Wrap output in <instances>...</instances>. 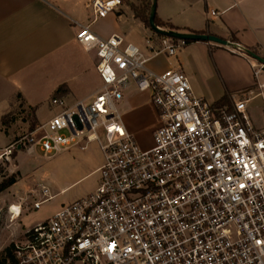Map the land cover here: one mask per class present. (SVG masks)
Instances as JSON below:
<instances>
[{
    "label": "built area",
    "instance_id": "obj_1",
    "mask_svg": "<svg viewBox=\"0 0 264 264\" xmlns=\"http://www.w3.org/2000/svg\"><path fill=\"white\" fill-rule=\"evenodd\" d=\"M123 5V0H89V22H73L79 45L96 52L102 86L89 104L69 106L64 98H51L49 108L58 113L42 126L37 143L54 156L97 142L104 156L99 187L26 231L24 242L15 243L16 259L19 264H264V124L257 127L248 113V103L260 97L264 118V84L257 82L258 94L251 98L255 90H249L250 98L232 107L197 97L182 71L156 73L148 67L159 55L176 57L186 41L155 35L146 40L147 57L124 36L102 39L91 30L98 20L121 16ZM222 47L245 58L256 80L264 72V63L248 49L231 42ZM132 86L151 94L160 120L148 150L127 131L118 110ZM12 154L10 147L0 159L10 162Z\"/></svg>",
    "mask_w": 264,
    "mask_h": 264
},
{
    "label": "crops",
    "instance_id": "obj_2",
    "mask_svg": "<svg viewBox=\"0 0 264 264\" xmlns=\"http://www.w3.org/2000/svg\"><path fill=\"white\" fill-rule=\"evenodd\" d=\"M88 2L89 0H0V121L10 111L13 100L19 94L22 95L25 106L34 109L36 118L39 108L49 104L55 96L64 98L69 106L76 102L89 104L94 100L102 86L96 68L97 55L95 51L87 52L79 45L76 41L78 28L73 24L89 22L91 15ZM212 12L218 15L213 16ZM157 16L161 21L180 29L179 32H206L207 35L228 42L235 38L242 48L264 58V0H158ZM128 24L139 29L141 35L128 34L124 29ZM91 30L102 39L113 35L124 36L127 42L137 45L147 57H151L146 40L155 38L156 34L134 17L127 3L123 5L121 16L110 15L98 20L91 24ZM148 67L156 73L180 70L188 77L197 97L217 104L228 95L230 107L234 102L250 98L246 94L249 90H255L251 98L256 96L257 82L264 84V72L256 80L245 58L232 53L228 48L204 42L186 45L174 58L165 55L152 58ZM118 109L126 114L122 116L123 124L135 139L142 143L143 136L148 135V145L138 144L145 150L152 148L153 135L161 124L152 105L151 94L139 92L132 86L125 92ZM52 112L50 119L58 110L52 109ZM248 113L257 127L263 126V101L260 97H255L248 103ZM256 113L259 114V119H256ZM48 121L39 123L44 125ZM83 145L71 148L75 151L74 160L79 153L87 151V147L84 149ZM35 147L37 146H33L27 153L33 152ZM5 150L0 148V152ZM24 152L26 151H18L14 159L15 166L10 169L19 173L18 182L3 192L2 201L0 199L1 202L5 201L8 215L13 221L20 220L26 211L27 204L24 202L28 201L29 204L38 197L42 200L48 198L50 201L58 195H66L82 180L100 175L99 170L104 165L103 156L99 168L52 197L44 187L42 189L47 190L46 196L38 186H24L22 190H16L17 198L20 197L23 201L18 204L15 194H5L22 182L23 165L20 154ZM99 183L98 181L90 192L79 198L93 194ZM12 206L21 208V216H13ZM26 231L28 230L17 222L12 228L11 237L18 238ZM9 243H15V240L12 239Z\"/></svg>",
    "mask_w": 264,
    "mask_h": 264
},
{
    "label": "rangeland",
    "instance_id": "obj_3",
    "mask_svg": "<svg viewBox=\"0 0 264 264\" xmlns=\"http://www.w3.org/2000/svg\"><path fill=\"white\" fill-rule=\"evenodd\" d=\"M148 1L149 0H127L130 4L136 6H142ZM129 9L132 12L130 6ZM124 29L128 34L141 35L139 29L132 27L131 24L125 25ZM230 41L231 43H235L232 42V39ZM207 77L210 78V75ZM119 113L122 116L126 115L123 110H119ZM52 114V109H50L49 104L46 103L39 108L37 119L32 110L28 109L25 105H21V102L15 98L10 111L5 115L8 121V127L3 126L0 121V148L7 150L11 147V151L14 154L18 153V151H26L20 154V162L23 165L22 182L18 187L6 193L5 196H13L15 194V198H17L18 192H16V190H22L24 186L30 188L38 186L40 191L43 190V187L46 188L49 192V196L52 197L58 195L61 191L75 184L85 175L90 174L102 165L103 153L97 142H90L87 144V151L79 153V155L76 156V160H74L75 157L73 154L75 151H73V149L58 153L54 156L47 155L40 151L37 143L42 135L41 128L43 124L41 123L48 121ZM259 118V114L256 113V119ZM38 120L41 123H39ZM142 139V143L136 139L137 143L140 145L142 144V146H146L150 143L148 135L143 136ZM34 145L37 147L34 148L33 152L27 153ZM2 155L3 152H0V156ZM13 166H15L13 156L10 162H7L5 158L0 159V170L2 171V175H16L17 172L14 173L10 171ZM98 181L100 182V175L98 174L82 180L71 188L66 195H58L49 202L43 203L39 210L34 209V202H40L42 198L38 197L36 200H31L29 204L28 201H26L24 202V204H27L25 207L26 211H24L21 219L17 221H13L8 215L5 201L1 202L2 196L0 194V253L12 244L9 243L12 239L15 240L16 244H22V242H24V235L18 238L11 237L12 228L17 222L25 227L26 230L34 228L36 224L43 223L58 213L64 205L70 204L86 192H90ZM16 202L20 204L23 201L19 197L16 199Z\"/></svg>",
    "mask_w": 264,
    "mask_h": 264
},
{
    "label": "trees",
    "instance_id": "obj_4",
    "mask_svg": "<svg viewBox=\"0 0 264 264\" xmlns=\"http://www.w3.org/2000/svg\"><path fill=\"white\" fill-rule=\"evenodd\" d=\"M123 2L127 3L128 6H130L134 17L136 19L140 20L147 28L150 29V14H151V7H152V3H153L152 0H149L148 2L143 4L142 6H136L134 4H130L129 2H127V0H123ZM155 24L159 28L165 29L167 31H178L179 32V30H180L178 28H175L171 24H168V23L161 21L157 15L155 17ZM187 33H193V34H197V35H207L206 32H194V31H190V30H188ZM232 40H233L232 42L237 43V40L235 38H232ZM191 43H194V42H190V41L186 42L187 45H189ZM17 99L21 102V105H25L23 97L21 94H19L17 96ZM229 104H230V98L227 95V96L223 97L221 99V101H219L216 105H218V106H229ZM30 110L35 112L34 109H30ZM6 119H7L6 116L2 117L1 124L3 126L8 127V121ZM21 150H22V148H21ZM12 156L15 159L17 156V153H15V154L13 153ZM0 175H1V179H2V181L0 182V194H2L6 190H8L10 187L15 185L20 178L19 173H17L16 175H12V176H5V175H2L1 170H0ZM14 252H15V243H12L2 253H0V264H19L18 260L15 257Z\"/></svg>",
    "mask_w": 264,
    "mask_h": 264
},
{
    "label": "water",
    "instance_id": "obj_5",
    "mask_svg": "<svg viewBox=\"0 0 264 264\" xmlns=\"http://www.w3.org/2000/svg\"><path fill=\"white\" fill-rule=\"evenodd\" d=\"M152 7H151V14H150V30L158 36L164 38H171L176 40L182 41H190V42H204L209 44H215L219 46H228L230 42L222 40L216 36L212 35H197L193 33H183L178 31H167L164 29L159 28L155 24V17L157 15V3L158 0H152ZM246 53L254 58L255 60L259 61L260 63H264V60L259 57L257 54L252 52L251 50H246ZM20 150V148H19Z\"/></svg>",
    "mask_w": 264,
    "mask_h": 264
},
{
    "label": "bare ground",
    "instance_id": "obj_6",
    "mask_svg": "<svg viewBox=\"0 0 264 264\" xmlns=\"http://www.w3.org/2000/svg\"><path fill=\"white\" fill-rule=\"evenodd\" d=\"M11 212H12V214L14 216L16 215V218L18 217L19 214L22 213L21 208L20 207H15V206H12Z\"/></svg>",
    "mask_w": 264,
    "mask_h": 264
}]
</instances>
